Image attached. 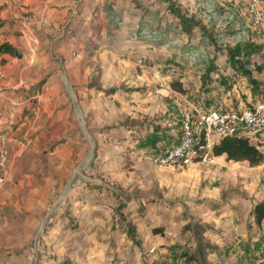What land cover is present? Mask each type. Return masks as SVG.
Listing matches in <instances>:
<instances>
[{"label": "rangeland", "instance_id": "374dc122", "mask_svg": "<svg viewBox=\"0 0 264 264\" xmlns=\"http://www.w3.org/2000/svg\"><path fill=\"white\" fill-rule=\"evenodd\" d=\"M249 2L93 0L76 30L87 53L77 51L65 75L87 134V150L72 171L87 180L85 210L42 228L28 264H176L183 250L198 264H264V220L258 225L251 215L264 201V163L251 167L212 152L189 165L156 160L179 136L182 109H238L264 94V50L246 66L253 83L238 74L230 89L220 84L247 61L231 65V49L264 46V23H254ZM172 7L201 30L184 34ZM68 224L82 232L72 225L65 231Z\"/></svg>", "mask_w": 264, "mask_h": 264}, {"label": "crops", "instance_id": "0c3cea01", "mask_svg": "<svg viewBox=\"0 0 264 264\" xmlns=\"http://www.w3.org/2000/svg\"><path fill=\"white\" fill-rule=\"evenodd\" d=\"M5 3L9 8L3 11ZM92 3L0 0V44L21 54H0V148L9 151L0 190V264H28L25 256L42 228L85 210L87 180L74 179L72 171L87 150V134L82 136L68 90L73 84L65 75L87 43L76 30Z\"/></svg>", "mask_w": 264, "mask_h": 264}, {"label": "built area", "instance_id": "2783aa9c", "mask_svg": "<svg viewBox=\"0 0 264 264\" xmlns=\"http://www.w3.org/2000/svg\"><path fill=\"white\" fill-rule=\"evenodd\" d=\"M249 13L256 24L264 23V0H250ZM180 142L156 160L161 165H189L210 159L214 144L221 138L242 133L254 141L264 135V96L250 106L195 113L181 110ZM9 151L0 148V190L8 175Z\"/></svg>", "mask_w": 264, "mask_h": 264}, {"label": "trees", "instance_id": "16d2710c", "mask_svg": "<svg viewBox=\"0 0 264 264\" xmlns=\"http://www.w3.org/2000/svg\"><path fill=\"white\" fill-rule=\"evenodd\" d=\"M172 12L175 13L177 19L180 22L182 32L184 34L191 35L195 30H201L199 23L195 22L193 19L189 17H185L184 15H181L180 11L178 9H175L172 7ZM204 30V29H203ZM203 34L208 35L207 32H203ZM264 46L262 44H256V43H250L246 42L244 47H240L239 45L235 46L233 49L229 51L228 59H230L231 65H239L237 61L241 60V57L246 58L247 61L243 63V61H240V66L243 67V69L239 70L237 73L232 70V74L230 76H221L220 78V84L224 85L226 88L230 89L232 85L236 83L235 77L236 75H241L243 77L248 78V80L253 83L254 80L252 79L251 72L246 68V66L251 61V58L255 56L258 52H263ZM1 53H7L14 57H20L21 54L16 51V49L9 45L7 42H3L0 44V54ZM237 58V59H231ZM258 68V67H257ZM260 68V67H259ZM211 67L208 68V71H211ZM209 72L206 74L204 79L200 81V87L201 89H204L206 86V81L208 79ZM91 85V84H90ZM174 85L177 86V88L180 91H183V89L180 87V84L178 82H175ZM91 86H95L100 91H103L101 87H99L97 84H92ZM112 92L114 93L116 89L111 88ZM104 92V91H103ZM262 97L264 96L261 95ZM261 98V97H260ZM250 106V105H248ZM173 118L171 116H168L166 120H172ZM180 132H181V123H180ZM174 143L171 145L172 147L177 145L180 142V133L179 136L173 141ZM212 155L216 157L220 156H226V159L233 162H241L246 161L251 167H256L264 163V139L260 138L259 141H254L250 137L238 133L233 135L225 136L221 139H219L213 146L212 149ZM251 215L254 218L255 222L260 225L264 220V201L257 202L254 206V208L251 211ZM155 232H160L159 229L154 228ZM131 237L134 239L135 236L133 233L128 232ZM141 255H145V252L142 251ZM182 260L186 261V264H198V258L195 257V255H187L186 250H183L181 255L177 258V263L180 264ZM114 264H121V263H114Z\"/></svg>", "mask_w": 264, "mask_h": 264}]
</instances>
